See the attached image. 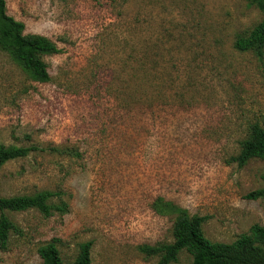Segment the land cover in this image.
I'll use <instances>...</instances> for the list:
<instances>
[{"label":"rangeland","instance_id":"obj_1","mask_svg":"<svg viewBox=\"0 0 264 264\" xmlns=\"http://www.w3.org/2000/svg\"><path fill=\"white\" fill-rule=\"evenodd\" d=\"M59 52L35 80L0 46V143L45 147L0 167V196L54 194L45 217L5 210L16 227L0 264H40L54 240L65 264H157L181 211L212 241L264 225V158L231 161L264 115V49L238 51L262 13L246 0H5ZM58 147L59 151H49ZM258 191L259 197L245 195ZM191 264L185 250L176 262Z\"/></svg>","mask_w":264,"mask_h":264},{"label":"trees","instance_id":"obj_2","mask_svg":"<svg viewBox=\"0 0 264 264\" xmlns=\"http://www.w3.org/2000/svg\"><path fill=\"white\" fill-rule=\"evenodd\" d=\"M254 4L262 13L260 22L246 35L238 34L233 40V47L238 51L252 50L257 55L264 49V0H246ZM23 22L14 19L6 11L5 0H0V46L18 59L23 68L37 81L49 80V73L43 55L59 52L56 44L40 34H25ZM264 124V115H263ZM45 147L35 144L28 146L4 145L0 143V167L9 160L27 156L33 151H44ZM49 151H59L50 147ZM252 158H264V127L259 122L248 126L246 137L241 141L239 151L230 157L231 161L242 166ZM54 193L39 191L32 195L0 196V247L5 248L9 232L16 227L4 213L36 209L43 216L49 217L54 210L63 212L66 204L53 205L49 202ZM248 199L259 197L258 191L245 195ZM205 216H188L185 211L177 217L173 225V241L158 243L153 246L142 245L141 251L147 255L158 256L157 264L176 262L178 254L185 250L191 256V264H264V225L252 224L248 231L239 234L232 242L212 241L205 236L202 223ZM91 241L79 245L75 260L71 264H90ZM40 264H65L54 240L38 248Z\"/></svg>","mask_w":264,"mask_h":264}]
</instances>
